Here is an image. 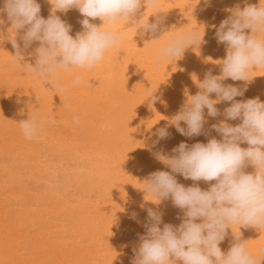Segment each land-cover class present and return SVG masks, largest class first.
<instances>
[{
	"label": "bare ground",
	"instance_id": "1",
	"mask_svg": "<svg viewBox=\"0 0 264 264\" xmlns=\"http://www.w3.org/2000/svg\"><path fill=\"white\" fill-rule=\"evenodd\" d=\"M37 2L40 15L48 18L53 8L50 0ZM260 2L264 4V0H210L208 5L203 0H159L157 8L142 3L133 19L146 12L149 23L159 21L155 33L137 30L135 34L127 28L132 21L106 24L105 29L119 34L121 43L94 68L60 69L51 78L54 87L26 72L30 84L21 94L0 87V264H131L139 236L146 234L148 208L163 214L161 228L181 223L183 210L171 198L155 204L140 183L153 172H171L156 153L172 155L181 142L192 145L221 138L211 125L225 120L224 109L231 102L217 104L220 115L216 117L208 116L205 109L206 123L199 136H183L168 121L186 102L185 89L189 95L199 91L193 74L199 81L209 72L221 74V65L213 63L227 54V45L215 36L220 22L237 6L242 9ZM56 15L71 26L73 37L83 31L84 17L77 9ZM0 18L5 21L0 25V73L21 75L24 70L12 57L17 49L11 39L20 46L22 64L35 65L39 42L25 48L23 32L10 37L6 13H0ZM89 20L103 25L99 18ZM197 27L201 36L204 32L200 45L186 48L175 62H155L159 48L170 38ZM152 39L159 40L148 43ZM65 75L69 84L62 85ZM77 77L80 82L74 83ZM251 77L248 82L228 78L223 83L241 90L246 87L236 100L258 97L264 102V68L254 69ZM150 87L160 98L154 105L147 99ZM211 98L216 99L214 93ZM28 117H35L40 125L32 139L24 137L18 123ZM226 122L235 126L241 121ZM163 127L170 136L154 143L157 129ZM245 171L254 168L249 165ZM174 175L186 187L197 184L207 190L215 183ZM233 231H240L257 264H264V228L234 225ZM226 240H235L231 229ZM224 241L219 246L227 253L230 246Z\"/></svg>",
	"mask_w": 264,
	"mask_h": 264
},
{
	"label": "clouds",
	"instance_id": "2",
	"mask_svg": "<svg viewBox=\"0 0 264 264\" xmlns=\"http://www.w3.org/2000/svg\"><path fill=\"white\" fill-rule=\"evenodd\" d=\"M210 4V0H203ZM0 13H6L10 22V37L23 32L21 40L25 48L38 41L35 49V65L21 63L23 56L20 46L11 39L20 67L34 77H41L45 82L55 86L51 78L58 70L71 71L73 68L92 69L103 60L107 51L118 47L121 43L117 32L105 29L106 24L115 25L120 21L127 28L155 33L159 21L149 23V16L133 19L142 3L146 7H159V0H50L53 5L48 18L40 15V4L37 0H2ZM77 9L84 19L80 22L82 32L70 35L71 26L63 21L56 12H67ZM159 13V12H158ZM89 18H99L102 26L90 22ZM5 23L0 18V25ZM125 24V25H126ZM250 30V34L246 33ZM204 36V32H203ZM199 28L181 32L170 38L159 48L156 63L177 61L184 50L192 45H200L202 38ZM218 43L227 45L226 58L213 61L221 65V74L206 73L199 81L193 74L199 91L189 95L185 89L186 102L172 116L168 123L183 136L193 137L202 134L207 115H220L217 104L231 102L224 109L225 120L211 125L220 134V139L211 137L207 143L196 142L188 145L179 143L172 149V155L156 153V159L171 169L151 173L143 183L142 190L159 204L171 198L175 207L183 210V217L178 226L170 223L160 227L162 213L148 208V222L145 223L146 234L139 236V244L134 249L131 264H257L247 248V241L242 240L241 233H235L233 226H253L264 228V102L258 97L247 100H236L243 96L246 87L241 90L233 85H225L223 81H251L254 69L264 68V4L247 5L242 9L237 6L231 15L222 20L216 28ZM162 37V36H161ZM160 37V38H161ZM159 38V39H160ZM159 39H152L158 41ZM77 77L74 83H79ZM148 89L150 105L160 98L156 91ZM215 94L216 99L211 98ZM227 120H240L235 126ZM186 126H181V124ZM26 139L36 137L40 125L35 117H28L18 122ZM158 143L160 139L170 136L167 127L157 129L155 133ZM242 143L248 145L241 147ZM251 165L254 172H246ZM174 174L193 181L212 182L207 190L197 184L184 186ZM133 213V218H135ZM201 222H197V221ZM231 229L235 243L225 253L220 248L227 230ZM260 264V262H259Z\"/></svg>",
	"mask_w": 264,
	"mask_h": 264
},
{
	"label": "rangeland",
	"instance_id": "3",
	"mask_svg": "<svg viewBox=\"0 0 264 264\" xmlns=\"http://www.w3.org/2000/svg\"><path fill=\"white\" fill-rule=\"evenodd\" d=\"M25 73V76H24V73ZM22 73H23V75H22V73H21V75H20V73H14V71H11V72H5V73H0V80H2L3 78V80L0 82V87H3V85H4V87L3 88H7V89H10V91H13L15 94H21V93H24V90H25V88L30 84V82H29V80L31 79L30 78V76L31 75H29V74H27L25 71H23ZM8 73H11V74H8ZM19 74V75H18ZM27 74V75H26ZM17 76V77H16ZM29 76V77H28ZM28 78H30V79H28ZM64 78V80L63 79H61V80H63L64 82H66V83H64L63 82V84L62 85H64V84H69L68 82V79H69V77H66V75L63 77ZM5 79H7V81L5 80ZM12 79V80H11ZM13 79H14V81H13ZM21 79V80H20ZM67 79V80H66ZM15 80H16V82H15ZM17 80H18V82H17ZM20 80V81H19ZM55 80H58V79H55ZM6 81V82H5ZM21 81H23V83L21 82ZM11 82H13L12 84H11ZM28 82V83H27ZM70 82H71V80H70ZM18 83V84H17ZM7 86H6V85ZM16 84V85H15ZM24 85V87H21V86H23ZM10 86V87H9ZM18 87V88H17ZM20 87V88H19ZM13 88H15L16 90H14ZM24 88V89H23ZM12 89V90H11ZM258 90H260L259 88L258 89H256V91L254 90V92L255 93H258ZM18 91V92H17ZM21 91V92H20ZM227 242H225L226 244L225 245H229L230 247L232 246V243H235V240H233V242L232 241H230V240H226ZM229 241V242H228ZM231 245H230V244Z\"/></svg>",
	"mask_w": 264,
	"mask_h": 264
}]
</instances>
